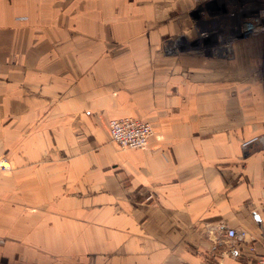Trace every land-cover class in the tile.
I'll return each instance as SVG.
<instances>
[{"label":"crops","instance_id":"obj_1","mask_svg":"<svg viewBox=\"0 0 264 264\" xmlns=\"http://www.w3.org/2000/svg\"><path fill=\"white\" fill-rule=\"evenodd\" d=\"M205 2L0 0V264L264 257L262 55L194 46ZM125 117L145 148L112 141Z\"/></svg>","mask_w":264,"mask_h":264},{"label":"rangeland","instance_id":"obj_2","mask_svg":"<svg viewBox=\"0 0 264 264\" xmlns=\"http://www.w3.org/2000/svg\"><path fill=\"white\" fill-rule=\"evenodd\" d=\"M205 3L215 15L212 14L211 20L200 21L206 42L194 46L211 55H262L259 71L264 84V0H206ZM189 46L192 45L181 38L165 42L164 51L168 55H175V51L184 54Z\"/></svg>","mask_w":264,"mask_h":264},{"label":"built area","instance_id":"obj_3","mask_svg":"<svg viewBox=\"0 0 264 264\" xmlns=\"http://www.w3.org/2000/svg\"><path fill=\"white\" fill-rule=\"evenodd\" d=\"M110 132L112 141L121 149L145 148L154 134L149 123L133 117L112 120L110 122ZM251 143H259L261 149L264 151V133L259 137H255L245 142L244 146H248ZM8 169H10V164L8 160L3 157L0 160V170ZM222 229L223 234L232 242L243 241L246 237L245 233H239L235 229L226 227L225 225H223ZM234 249L235 246L231 245L229 251H233ZM252 264H264V257L258 256Z\"/></svg>","mask_w":264,"mask_h":264},{"label":"bare ground","instance_id":"obj_4","mask_svg":"<svg viewBox=\"0 0 264 264\" xmlns=\"http://www.w3.org/2000/svg\"><path fill=\"white\" fill-rule=\"evenodd\" d=\"M239 231H241V230H239Z\"/></svg>","mask_w":264,"mask_h":264}]
</instances>
